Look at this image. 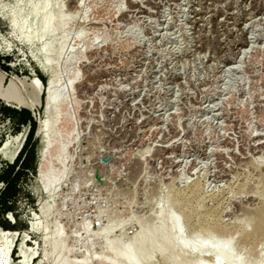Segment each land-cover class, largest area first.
Returning a JSON list of instances; mask_svg holds the SVG:
<instances>
[{
	"label": "rangeland",
	"instance_id": "obj_1",
	"mask_svg": "<svg viewBox=\"0 0 264 264\" xmlns=\"http://www.w3.org/2000/svg\"><path fill=\"white\" fill-rule=\"evenodd\" d=\"M42 1L0 0V64L8 67H0V172L29 131L3 108L30 111L37 130L52 63V96L65 101L72 126L68 174L50 199L37 179L44 142L35 130L30 168L0 217L14 227H0L3 261L50 264L43 238L55 224L72 260L96 258L105 240L89 235L111 221L125 225L106 240L125 249L145 229L157 233L161 208L183 236L204 226L215 244L200 255L152 252L149 264H178L172 255L215 264L213 251L232 233L230 253L264 260V0H51L68 21L51 35L39 40L9 24ZM62 36L58 60L52 52L46 63L43 43L55 50Z\"/></svg>",
	"mask_w": 264,
	"mask_h": 264
},
{
	"label": "bare ground",
	"instance_id": "obj_2",
	"mask_svg": "<svg viewBox=\"0 0 264 264\" xmlns=\"http://www.w3.org/2000/svg\"><path fill=\"white\" fill-rule=\"evenodd\" d=\"M79 1L80 0H75L73 5L77 7ZM19 23V14H15L10 18L9 24H12L15 28L17 27L21 34H23L24 29H27L31 31V36L33 38L42 40L46 35H51L56 30L65 27L68 21L63 17L60 9L56 11L52 10L51 0H43L39 4H34L31 12L22 19V23ZM29 37L30 36L27 35V38ZM65 38L66 37L62 36L59 39L55 45V50L53 48V42L43 43L42 50L44 51L46 63H51L50 53L52 52L54 53V59L56 61L58 60L61 47L66 40ZM78 38H81V35H79ZM57 82L55 66L51 63V75L48 80L49 96L46 100H43V118L40 120V125L37 127L36 133L43 138L44 142L41 152V171L37 179L45 189L46 194L52 200L55 198V192L58 186L68 174L65 168V161L67 160L66 149L69 146L72 134L71 121L67 113L65 101L63 99L59 100L53 98L52 96L51 89L53 86L55 87ZM9 103L13 102L9 101ZM13 104H15L17 108H34L33 103L26 104L24 101L19 100H17V103ZM43 156L45 160H42ZM39 208L43 218H47L49 216L50 205L47 202L41 203ZM164 210L161 208L158 212L157 233L151 232L150 229H145L140 235L133 237L125 249H122V243L117 238L111 241L106 240L113 231H121L124 228L125 221H111L99 227L98 230L89 236L94 240H105L101 253L96 258L86 254L87 256H83L79 261L70 258L67 236L62 233L58 224H55L49 238L46 236L43 238L44 243L49 244L50 247L48 253L43 252V257H45L50 264H92L93 262L96 264H149L152 252L159 256H167V254L171 252L182 253L184 255H200L209 252L213 248L215 244L213 239L202 230V228L204 229L206 227L202 226L198 230L193 229V232L189 234L188 237L187 235H184V237V232H182L183 228L180 226L178 220ZM47 228L48 226L45 225L44 229L46 230ZM0 232L6 234V232L1 229ZM85 233L88 232L85 231ZM233 239H236V237L235 234L232 233L213 251L215 264H219L220 262H225V264H263L264 260L262 259L263 257L259 255V252H256V255L254 254L255 258L253 256L254 259L250 261H245L242 254L243 252H240L241 250L239 252L230 253ZM157 242L160 244L157 249H155V244ZM89 251L87 250L86 253ZM2 255L4 254L0 252V264H7L5 262L6 260L3 261L4 256L2 257ZM172 256H174V261H177L178 264L182 262L188 263L184 257H181L182 255H177L178 258L181 257L182 259H178L175 255ZM197 264L202 263L199 262Z\"/></svg>",
	"mask_w": 264,
	"mask_h": 264
},
{
	"label": "trees",
	"instance_id": "obj_3",
	"mask_svg": "<svg viewBox=\"0 0 264 264\" xmlns=\"http://www.w3.org/2000/svg\"><path fill=\"white\" fill-rule=\"evenodd\" d=\"M0 67L3 70H8V67L4 66L3 64H0ZM39 79L44 84V79L42 77H39ZM3 113L9 115V118L15 122L17 128L19 126L28 125L29 131L22 150L18 156L11 164L6 165L5 169L0 172V184L4 185L3 191L0 192V217L2 220L3 213L9 209L6 202L9 199L7 194L14 190L18 179L30 168V161L34 156V145L36 141L34 139V132L37 125L30 111L26 109L4 107ZM32 173H35L34 169L32 170ZM4 222L0 221V227L2 229L6 231L13 230L14 227H9Z\"/></svg>",
	"mask_w": 264,
	"mask_h": 264
}]
</instances>
